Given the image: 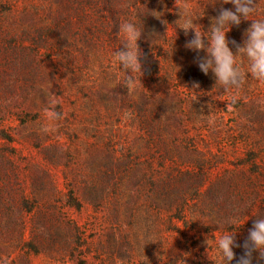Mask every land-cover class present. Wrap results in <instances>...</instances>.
Listing matches in <instances>:
<instances>
[{"label": "rangeland", "instance_id": "374dc122", "mask_svg": "<svg viewBox=\"0 0 264 264\" xmlns=\"http://www.w3.org/2000/svg\"><path fill=\"white\" fill-rule=\"evenodd\" d=\"M187 2L206 34L235 11ZM179 18L175 0H0V264H225L216 241L243 244L264 217V85L249 74L232 105ZM123 22L142 26L131 92Z\"/></svg>", "mask_w": 264, "mask_h": 264}, {"label": "clouds", "instance_id": "9594fccd", "mask_svg": "<svg viewBox=\"0 0 264 264\" xmlns=\"http://www.w3.org/2000/svg\"><path fill=\"white\" fill-rule=\"evenodd\" d=\"M223 4H232L235 11L221 8L219 15L212 18L210 34L203 31L198 23L201 16H198L193 6L187 0H175V5L179 10V19L182 23L179 28L187 36L189 31L194 32V38L187 41L185 47L194 52L204 51V57H197L194 61L200 71L205 75L211 71L216 84L222 86L225 91L236 90V94L231 96V104L235 105L239 99L238 92L242 88L246 77L250 76L264 85V20L250 19L256 13L257 4L255 0H222ZM152 12L151 14L154 15ZM155 16V15H154ZM251 20L250 27L245 31L243 46L230 41L227 33L232 26H239L241 21ZM118 34L123 35V50H116L114 53V63H117L125 74L123 86L128 92L135 90L137 85V74L140 80L143 75L141 52L138 41L142 36V26L132 22H123L119 25ZM205 39L207 42H205ZM236 46L234 53L229 45ZM238 57H246L248 68L245 72L238 64ZM130 73V74H129ZM199 84L194 82L193 88H198ZM58 102L53 99L44 111L45 118L52 121H59L63 114L56 110ZM211 123V121H210ZM49 126H44L42 131L48 133ZM236 234L227 231L217 241V247L225 264H231L236 260V264H252L253 253L258 252L257 261L264 260V217H257L253 226L249 229L248 237L243 244L236 241ZM234 248H243V254L237 259Z\"/></svg>", "mask_w": 264, "mask_h": 264}]
</instances>
